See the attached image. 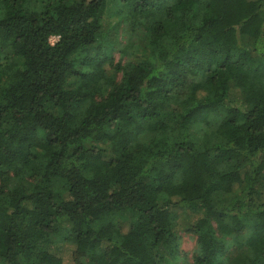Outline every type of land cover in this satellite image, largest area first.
<instances>
[{
	"label": "trees",
	"instance_id": "obj_1",
	"mask_svg": "<svg viewBox=\"0 0 264 264\" xmlns=\"http://www.w3.org/2000/svg\"><path fill=\"white\" fill-rule=\"evenodd\" d=\"M183 218L264 264V0H0V264H177Z\"/></svg>",
	"mask_w": 264,
	"mask_h": 264
},
{
	"label": "rangeland",
	"instance_id": "obj_2",
	"mask_svg": "<svg viewBox=\"0 0 264 264\" xmlns=\"http://www.w3.org/2000/svg\"><path fill=\"white\" fill-rule=\"evenodd\" d=\"M122 14L118 13V9L116 7V4L114 2L111 3L108 7L107 13L102 18V30L105 33V43L104 48L108 51L110 56L113 58L114 62H120L121 65L130 64L132 63L133 59L131 56H126L121 58V50H124L127 48L128 40H131L132 43L136 44V46L142 48L146 45V37H144V34L140 30H133V32H127L126 27L123 24ZM57 38L53 37L50 38V42L53 44ZM106 76L109 78L114 79L116 82H119L121 79V74L116 73L113 69L109 70L106 73ZM73 86L71 84L69 87ZM217 119L214 120L213 124H215ZM199 130V127L196 128L194 134L197 133ZM145 141L146 138H143ZM26 185H31V183L24 181ZM262 190V186H261ZM217 200L224 199L223 196H216ZM161 202V200H160ZM129 214L127 212H124L120 214L117 217L116 225L118 227H122V225L127 221L129 218ZM182 224L180 226V241H179V252L180 256L178 257L177 264H190L192 262V256L195 253L196 250V237L186 231V225L188 223L187 218H183ZM184 225V226H183ZM72 249L70 247L66 246L64 249V253L66 254V258L71 257Z\"/></svg>",
	"mask_w": 264,
	"mask_h": 264
},
{
	"label": "built area",
	"instance_id": "obj_3",
	"mask_svg": "<svg viewBox=\"0 0 264 264\" xmlns=\"http://www.w3.org/2000/svg\"><path fill=\"white\" fill-rule=\"evenodd\" d=\"M51 43V42H50ZM52 44V43H51Z\"/></svg>",
	"mask_w": 264,
	"mask_h": 264
}]
</instances>
